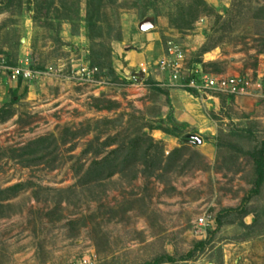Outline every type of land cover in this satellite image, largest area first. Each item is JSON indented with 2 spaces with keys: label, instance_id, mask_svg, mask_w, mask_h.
<instances>
[{
  "label": "rangeland",
  "instance_id": "1",
  "mask_svg": "<svg viewBox=\"0 0 264 264\" xmlns=\"http://www.w3.org/2000/svg\"><path fill=\"white\" fill-rule=\"evenodd\" d=\"M170 46L188 71L264 76V0H0V65L37 73L0 75V264H264V183L229 212L264 96H192L160 71Z\"/></svg>",
  "mask_w": 264,
  "mask_h": 264
},
{
  "label": "built area",
  "instance_id": "2",
  "mask_svg": "<svg viewBox=\"0 0 264 264\" xmlns=\"http://www.w3.org/2000/svg\"><path fill=\"white\" fill-rule=\"evenodd\" d=\"M162 73L170 74L173 82L181 86L185 90H192L200 94L204 99L209 98V95H224V96H243L251 94H259L264 96V76L257 78H234V77H217L206 75L202 69L195 67L191 70L184 68V56L182 51L173 47L168 49L167 58L159 64ZM137 76L147 74L148 66L141 64ZM97 69L91 71L84 70L86 76L91 78L96 75ZM0 75L7 76L14 80H29L34 78L37 73L30 68L10 67L7 64L0 65ZM203 222V221H202ZM201 222V223H202ZM75 264H94L89 259H83Z\"/></svg>",
  "mask_w": 264,
  "mask_h": 264
},
{
  "label": "trees",
  "instance_id": "3",
  "mask_svg": "<svg viewBox=\"0 0 264 264\" xmlns=\"http://www.w3.org/2000/svg\"><path fill=\"white\" fill-rule=\"evenodd\" d=\"M90 11H89V15H90V18H89V23H92L94 22V17L96 15V10L93 9V6H90ZM10 67H13L11 65H9ZM195 68V67H194ZM193 69V68H192ZM202 72L206 75H210L209 73H206L203 71L202 69ZM19 85L21 84V82H23V79H19ZM157 92L163 94V95H168L167 93H165L163 90L161 89H156ZM188 93H190L191 95L193 96H197V92L195 91H192V90H186ZM16 94V92H15ZM221 96V95H219ZM227 98H234L233 96H226ZM256 174H257V179L255 181V189L251 192L250 194V197H248L247 199L244 200V203L243 205L236 209V210H230L229 212H235V213H243L245 211L244 209V206L245 204L250 200L251 196L253 195H258L260 193V189L264 183V141L262 142L261 144V149L258 153V157H257V161H256ZM219 224H221V222L219 221ZM200 246H203V244H201ZM158 262H155L154 264H157Z\"/></svg>",
  "mask_w": 264,
  "mask_h": 264
},
{
  "label": "crops",
  "instance_id": "4",
  "mask_svg": "<svg viewBox=\"0 0 264 264\" xmlns=\"http://www.w3.org/2000/svg\"><path fill=\"white\" fill-rule=\"evenodd\" d=\"M126 60H127V63H129V65H132V66H134V67H138V66H140V65L142 64V62H140V63H136V58H135V56H134L132 53H129V54H128ZM157 78H162L161 74H158V75H157ZM187 94H188V93H187ZM176 95H179V94H176ZM192 96H193V95H192ZM182 97H184V96L182 95ZM201 98H202V97H201ZM202 99H204V98H202ZM208 99H209V98H208ZM187 101L192 103V105H191V103H190V106H193V108H197V105H198V104H197V103H198L197 100H195V99H193V98H191V97H188V98H187ZM197 110H198V109H197Z\"/></svg>",
  "mask_w": 264,
  "mask_h": 264
},
{
  "label": "water",
  "instance_id": "5",
  "mask_svg": "<svg viewBox=\"0 0 264 264\" xmlns=\"http://www.w3.org/2000/svg\"><path fill=\"white\" fill-rule=\"evenodd\" d=\"M152 27L153 25L149 21H146L140 24L141 31H147L151 29ZM186 138H187V142H192L196 145H200L202 143V140L199 137L194 136V135H188Z\"/></svg>",
  "mask_w": 264,
  "mask_h": 264
}]
</instances>
